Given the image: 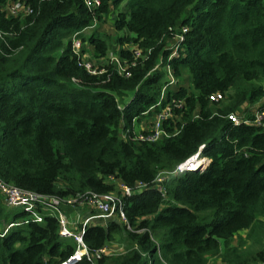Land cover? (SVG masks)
I'll use <instances>...</instances> for the list:
<instances>
[{"label": "trees", "instance_id": "16d2710c", "mask_svg": "<svg viewBox=\"0 0 264 264\" xmlns=\"http://www.w3.org/2000/svg\"><path fill=\"white\" fill-rule=\"evenodd\" d=\"M27 1L30 13L10 16L0 0V179L59 196L113 191L115 181L147 185L123 196L126 221L92 223L83 234L95 250L116 233L122 251L70 264H264V128L228 118H251L250 104L264 98V0H100L94 8L84 0ZM112 8L126 68L119 73L107 61L92 73L72 37L85 38L82 30ZM94 30L86 40L106 57L111 45ZM159 60L177 78L186 72L194 91L166 86L161 97ZM214 92L223 99L211 101ZM158 99L156 109L182 113L174 126L164 119L168 135H118L122 122L130 128ZM198 151L207 164L167 177L165 194L153 186L159 171ZM20 208L0 191V264L65 263L76 244L59 236L57 218L40 204L39 220ZM242 230L257 247L233 243Z\"/></svg>", "mask_w": 264, "mask_h": 264}, {"label": "built area", "instance_id": "2783aa9c", "mask_svg": "<svg viewBox=\"0 0 264 264\" xmlns=\"http://www.w3.org/2000/svg\"><path fill=\"white\" fill-rule=\"evenodd\" d=\"M84 3L88 8H94L99 3L100 0H84ZM4 11L7 15L14 16L20 13H30L32 11V6L29 4L27 0H8L7 4L4 7ZM95 26V20L91 25L84 28L82 31L93 28ZM77 32L73 34L72 47L77 54L81 55V51L79 50L78 40L75 39L77 37ZM176 40L180 42L183 39L182 33H177L175 36ZM75 41V42H74ZM177 42V54L179 50ZM136 55H139V50H134ZM173 50L171 49L170 55ZM84 56L81 55L82 63L85 65L89 72L95 73L103 71V66L99 68H92L89 63H85ZM114 59L111 57V62ZM117 59L119 60L118 56ZM116 62V61H113ZM112 62V63H113ZM124 63V62H123ZM104 64V63H103ZM115 67V66H114ZM126 68V64L119 69H116L119 73L123 72ZM128 75L129 73L126 72ZM162 97V96H161ZM224 94L222 92H214L209 96L211 101H219L223 99ZM160 99L154 105H151L149 109L154 113L157 111L155 106L158 107ZM154 108V109H153ZM165 109H171L169 105L161 107ZM252 117L245 118L241 116L239 112L230 113L228 118L231 119L234 123L238 124L240 122L253 123L258 126L264 128V104H258L250 107ZM148 109V110H149ZM169 115L167 112L159 111L155 115V123L151 130H142L138 135H133L135 139L142 141H151L158 139L162 136L168 135V132L164 128V119ZM203 160L201 163H197L199 160ZM209 162V157L206 155H202L201 151H198L194 155L190 156L186 160L179 163L172 170H161L155 177V182L153 184L154 187H157L163 194H165V188L163 186V181L170 176L171 174H177L184 172L186 170L198 169L202 165L207 164ZM160 177L159 179H157ZM119 191H108L104 193H99L96 191H85L76 194H69L65 196L59 195H45L41 193H37L19 186L14 185L13 183L5 182L0 179V191L3 195L4 202L9 207H23L29 211H32V214L36 217V219H41L40 214L35 210L38 204L42 207L43 210L48 211L49 214L54 215L58 221V234L61 237L71 238L75 244L76 248L74 252L67 258V261L71 263L81 259L83 256H86L88 259L95 260L102 253H111L108 249V244L98 248V249H90L87 247L86 243L83 239V234L87 225L92 223L95 218H118L120 221H126V217L123 211V196L126 194H131L132 192H139L144 189L147 185L142 182H138L135 186V190L124 183L119 182ZM73 206L78 210L84 206H88L91 209V213L86 216L80 215L79 218L72 220L68 214L62 209V206ZM63 264V263H61Z\"/></svg>", "mask_w": 264, "mask_h": 264}, {"label": "rangeland", "instance_id": "374dc122", "mask_svg": "<svg viewBox=\"0 0 264 264\" xmlns=\"http://www.w3.org/2000/svg\"><path fill=\"white\" fill-rule=\"evenodd\" d=\"M116 8H112L111 12L109 14L103 15L101 18H98L97 16L95 17V26L93 28L87 29L85 31H82L83 35L85 38L80 39L79 37H75L76 40H78V46H79V50L82 52L81 55L84 56V62L85 63H89L91 65L92 68H99L101 67V65L103 63H106L107 61H111V57H113L114 59H112L115 69H119V67H122L124 65L122 60H118L117 59V44H116V36L121 34L122 32H124V30H118L114 27L113 25V21L115 18V12H116ZM95 29L94 31L98 32V34L106 37L107 41L110 43V51L108 53V55L106 57H97L94 53L93 47L92 45L86 40V38H88L89 34L91 32H93L92 30ZM177 38L173 37L170 40L169 43V47L173 50L171 55H177ZM73 41V39H72ZM75 42V41H74ZM126 46L128 47H136L130 44H126ZM170 55V56H171ZM165 73V79L161 80V95L160 96H165L166 95V86L169 89L175 88V87H185L187 88L188 91L193 92L194 91V86L190 81V76L186 73L183 72L178 78L172 73V69L168 66H165L164 68H162L161 64H160V60H159V66L157 68V70H162ZM169 82V83H165V82ZM166 84V85H165ZM133 95V92H129L125 98L124 101H128L131 96ZM175 103L178 106H180L181 104L177 101H173L171 100V102L169 103ZM264 102V98H262L261 100H259L258 102L254 103H263ZM168 103V104H169ZM157 104L158 107L161 105L160 102H158ZM254 104L252 106H254ZM167 106V105H166ZM154 109V108H153ZM159 111H163V112H167L168 113V117L170 118V121H168L169 123H171V125H173L175 123V121H182V113H178L175 112L171 109H165V108H157V111L150 112L148 114H144V115H140V117L138 118H134L131 120V127H127L125 128L123 122L120 124V128L118 131V135L121 138H125L128 135V131H130L131 133H133L134 135H138L140 131L142 130H151L152 127L154 126L155 123V115L157 112ZM175 125V124H174ZM173 125V126H174ZM171 175H175V174H171ZM160 177H158L157 179H159ZM115 183L117 184V181H115ZM115 191H119V185L118 187L116 186ZM15 209H21L20 207H15ZM24 217V215L22 216H18L16 218H14V220H20ZM74 218V215L73 217ZM2 227V225H0ZM263 228L262 229V235L264 236V225H262ZM108 249L110 250V252H120L122 251V246L119 242V235L118 234H114V238H112L111 240H109L108 242ZM233 243L238 246L240 249H249L252 250L253 248L257 247L258 244L254 243L253 241V237L248 236L247 231L246 230H242L240 231L233 239ZM209 264H217V262L213 261V259L210 260Z\"/></svg>", "mask_w": 264, "mask_h": 264}, {"label": "crops", "instance_id": "0c3cea01", "mask_svg": "<svg viewBox=\"0 0 264 264\" xmlns=\"http://www.w3.org/2000/svg\"><path fill=\"white\" fill-rule=\"evenodd\" d=\"M257 104H259V103H257ZM256 104V105H257ZM253 104H250V106L249 107H251ZM255 105V104H254ZM118 185H119V182H117V184H116V186L118 187ZM119 187H120V185H119ZM65 211H66V214H68L69 215V217L72 219V220H75V219H77V218H79V214H78V211L80 212V214L82 215V216H86L87 214H89V213H91L92 211H91V209H90V207H88V206H84V207H82L81 209H77V208H75V207H73V206H65V209H64ZM73 215H74V218H72L73 217ZM110 217H108V218H95V219H93L92 220V222H95V223H102V222H105L107 219H109Z\"/></svg>", "mask_w": 264, "mask_h": 264}, {"label": "bare ground", "instance_id": "6f19581e", "mask_svg": "<svg viewBox=\"0 0 264 264\" xmlns=\"http://www.w3.org/2000/svg\"><path fill=\"white\" fill-rule=\"evenodd\" d=\"M203 160L201 159V160H199L197 163H201ZM63 264H67L66 262L65 263H63Z\"/></svg>", "mask_w": 264, "mask_h": 264}, {"label": "water", "instance_id": "95a60500", "mask_svg": "<svg viewBox=\"0 0 264 264\" xmlns=\"http://www.w3.org/2000/svg\"><path fill=\"white\" fill-rule=\"evenodd\" d=\"M67 264H70L71 262L70 261H65Z\"/></svg>", "mask_w": 264, "mask_h": 264}]
</instances>
